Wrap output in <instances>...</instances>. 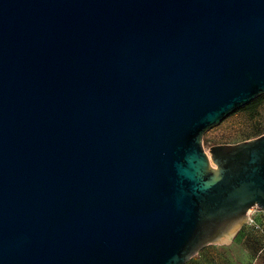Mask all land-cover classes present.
Returning a JSON list of instances; mask_svg holds the SVG:
<instances>
[{
	"label": "water",
	"instance_id": "obj_1",
	"mask_svg": "<svg viewBox=\"0 0 264 264\" xmlns=\"http://www.w3.org/2000/svg\"><path fill=\"white\" fill-rule=\"evenodd\" d=\"M264 0H0V264H185L264 210Z\"/></svg>",
	"mask_w": 264,
	"mask_h": 264
},
{
	"label": "rangeland",
	"instance_id": "obj_2",
	"mask_svg": "<svg viewBox=\"0 0 264 264\" xmlns=\"http://www.w3.org/2000/svg\"><path fill=\"white\" fill-rule=\"evenodd\" d=\"M262 105L254 118L242 111H237L224 119L220 124L205 132L202 146L206 153L212 146L233 145L255 139L264 134V94ZM262 132H261V131ZM261 132V133H259ZM235 248L238 264H264V232L239 230L234 238L227 244Z\"/></svg>",
	"mask_w": 264,
	"mask_h": 264
},
{
	"label": "crops",
	"instance_id": "obj_3",
	"mask_svg": "<svg viewBox=\"0 0 264 264\" xmlns=\"http://www.w3.org/2000/svg\"><path fill=\"white\" fill-rule=\"evenodd\" d=\"M235 248L228 246L209 245L200 250L185 264H238ZM239 262V261H238Z\"/></svg>",
	"mask_w": 264,
	"mask_h": 264
},
{
	"label": "built area",
	"instance_id": "obj_4",
	"mask_svg": "<svg viewBox=\"0 0 264 264\" xmlns=\"http://www.w3.org/2000/svg\"><path fill=\"white\" fill-rule=\"evenodd\" d=\"M241 229L264 232V210L256 206L247 210L246 219Z\"/></svg>",
	"mask_w": 264,
	"mask_h": 264
},
{
	"label": "trees",
	"instance_id": "obj_5",
	"mask_svg": "<svg viewBox=\"0 0 264 264\" xmlns=\"http://www.w3.org/2000/svg\"><path fill=\"white\" fill-rule=\"evenodd\" d=\"M262 103H263V99H262V96L260 95L256 99H254L251 103H249L245 107H242L238 111H242V112L247 113L249 115V117L252 119L255 116H257L258 108L262 105ZM261 132H259V133H261ZM240 230H243V229H240Z\"/></svg>",
	"mask_w": 264,
	"mask_h": 264
}]
</instances>
